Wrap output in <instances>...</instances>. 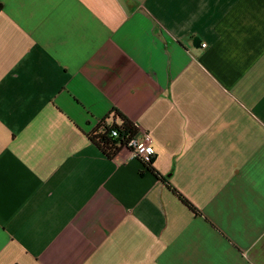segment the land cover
Wrapping results in <instances>:
<instances>
[{
	"label": "crops",
	"instance_id": "obj_1",
	"mask_svg": "<svg viewBox=\"0 0 264 264\" xmlns=\"http://www.w3.org/2000/svg\"><path fill=\"white\" fill-rule=\"evenodd\" d=\"M0 264H264V0H0Z\"/></svg>",
	"mask_w": 264,
	"mask_h": 264
},
{
	"label": "trees",
	"instance_id": "obj_2",
	"mask_svg": "<svg viewBox=\"0 0 264 264\" xmlns=\"http://www.w3.org/2000/svg\"><path fill=\"white\" fill-rule=\"evenodd\" d=\"M115 117L120 120V124L108 123L102 121L98 127L91 133V140L98 146V148L109 158L115 157L122 149L127 148L129 142L140 134L139 128L135 123L131 122L121 112L115 110ZM116 132L118 135L114 136ZM149 171L155 174L158 178L164 181L174 194L195 214L198 210L176 189H174L165 177H162L152 165L144 164Z\"/></svg>",
	"mask_w": 264,
	"mask_h": 264
},
{
	"label": "built area",
	"instance_id": "obj_3",
	"mask_svg": "<svg viewBox=\"0 0 264 264\" xmlns=\"http://www.w3.org/2000/svg\"><path fill=\"white\" fill-rule=\"evenodd\" d=\"M206 47H207V45L204 44V45H203V48H206ZM136 126L139 128V126H138L137 124H136ZM139 129H140V128H139ZM115 133H116V132H115ZM116 136H117V135H116ZM141 144H143L145 150H146L148 147L153 146V144H152V142H151V139H150V136H149L148 134H146V132H140V134H139L136 138L132 139V140L129 142L127 148L130 149V150L133 152L134 156H135L137 159H139L140 161H142L144 164H146V165H152L153 162H154V158H155V155H156V151H155L153 154H151V155H149V154L147 153V151H145V152L142 154L141 152H139V151L137 150L138 147H139V145H141ZM145 156H147V160H145V158H144Z\"/></svg>",
	"mask_w": 264,
	"mask_h": 264
},
{
	"label": "clouds",
	"instance_id": "obj_4",
	"mask_svg": "<svg viewBox=\"0 0 264 264\" xmlns=\"http://www.w3.org/2000/svg\"><path fill=\"white\" fill-rule=\"evenodd\" d=\"M113 135L116 136V135H118V134L114 132ZM137 150H138L139 152H141L142 154H143L145 151H147V153H148L149 155H151V154H153V153L156 151V147L153 145V146L148 147V148L145 150L143 144H141V145H139V147H138ZM144 158H145V160H147V156H145Z\"/></svg>",
	"mask_w": 264,
	"mask_h": 264
}]
</instances>
